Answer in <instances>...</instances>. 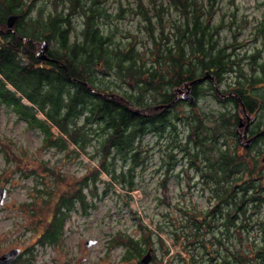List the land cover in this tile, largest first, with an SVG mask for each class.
<instances>
[{
  "label": "trees",
  "instance_id": "16d2710c",
  "mask_svg": "<svg viewBox=\"0 0 264 264\" xmlns=\"http://www.w3.org/2000/svg\"><path fill=\"white\" fill-rule=\"evenodd\" d=\"M35 1L0 0V28L8 15L21 14L14 25L18 35L36 41L55 40L47 54L59 62L36 58L32 42L20 41L14 35L9 42L0 40V102L29 128L41 131L45 147L70 154V145L75 153L96 145L98 170L121 184L130 200L129 193L135 189L134 169L145 162L141 138L151 133L158 139L168 132V168L184 159L203 187L210 189L211 204L206 210L180 209L184 219L175 226L179 230L173 236L187 255L177 254L179 263L264 264V216L254 219L264 209V173H257V154H251L250 148L240 150L231 142L233 112L217 110L209 125L207 114L197 107L203 83L208 82L209 92L215 93L213 81L204 80L192 87L191 93L198 100L188 104L191 109L186 118L176 110L184 102L180 99L145 113L131 106L168 104L174 88H182L204 72L220 84L230 71L236 77L237 92L247 94L245 104L249 103L250 109H264V91L253 92L264 82V64L257 63L259 51L249 50L240 56V41L235 35L229 43L220 40L225 24L223 19L213 21L216 0H116L112 9L106 0H48V4L36 7ZM77 15L82 18V29L75 39L71 25ZM128 17L136 19V29L115 37L118 22ZM254 34L264 39V14ZM241 59L247 60V72ZM104 71L112 80L129 84L130 90L122 93L104 86L98 75ZM100 94H118L124 99ZM181 119H185L187 132L180 136L177 124ZM118 160L127 164L126 170L116 171ZM95 175H91L92 187ZM88 177L81 178L71 194H61L60 189L47 194L45 189L37 191L45 198L36 220L48 209L53 215L41 241L58 240L63 216L76 202L86 208L83 187L87 188ZM165 179L163 176L159 182L162 187ZM253 224L258 226L259 238L249 242L243 235L250 233ZM148 241L144 232L137 238L129 237L123 260L138 259ZM195 245L202 253H194Z\"/></svg>",
  "mask_w": 264,
  "mask_h": 264
},
{
  "label": "rangeland",
  "instance_id": "374dc122",
  "mask_svg": "<svg viewBox=\"0 0 264 264\" xmlns=\"http://www.w3.org/2000/svg\"><path fill=\"white\" fill-rule=\"evenodd\" d=\"M31 1L27 0L28 4ZM44 3L48 4V0H36L35 7ZM105 3L112 9L116 0H106ZM214 6L213 21L218 23L223 19L225 24L220 29V40L229 43L235 35L240 41L239 55L249 50L259 51L257 63L264 64V39L254 34L264 14V0H216ZM231 18L233 21L229 25ZM135 21V18L128 17L118 22L115 37L120 38L126 31L135 30ZM81 23L80 15L72 19V37L75 36V39L81 36ZM112 27L115 30L113 24ZM55 44V40H50V47ZM240 64L247 72V60L241 59ZM105 72L104 75L98 74L104 86L109 85L122 93L130 90L129 84L116 82ZM233 76L231 72L229 77L227 74L224 78L233 81ZM202 86L197 107L207 114L206 120L210 125L211 114L220 106L210 96L208 82ZM259 86L263 87H254V94L264 91V82ZM190 109L186 101L176 106L184 118ZM259 117L264 122V109L259 112ZM183 122L185 119L177 124L180 136L187 132ZM166 139H170L168 132L158 139L151 133L141 138L145 162L134 169L135 189L129 193L132 196L130 200L125 196L126 190L121 184L113 179L110 181L108 174L98 170L100 154L95 155L96 145L78 153L72 152L74 147L70 145V154L54 147H45L41 131L29 128L0 102V188H6V197L0 206V255L12 248H19L21 252L15 264H138L141 257L123 260L126 240L131 236L137 238L144 232L149 240L146 249L150 247L155 250L150 264H180L177 254L186 256L187 253L181 243L174 241L172 233L179 229L168 223V219L183 220L181 208L188 212L206 210L211 204L208 199L210 189L203 187L205 185L198 174L187 168L184 159L180 160L179 166L172 167L166 181L167 192L161 188L159 182L163 179V161L169 162L165 152ZM255 151L253 148L250 153L256 155ZM260 159L261 156L258 161ZM126 165L118 160L115 163L116 171L126 170ZM94 172L95 187H92L91 175ZM86 175L89 176L87 188L83 187L86 208L83 209L76 202L74 209L68 213L66 211L67 214L63 216L58 240L54 243L41 241L45 225L52 221L53 215L48 209L49 212L41 220H36L41 213V200L45 198L43 192L37 191L45 189L47 194L60 189L61 194H71L76 191L78 181ZM263 216L264 209L254 219L260 220ZM257 230L258 226L253 224L249 234H242L243 239L248 237L249 242H256L259 238ZM216 233L220 235L219 230ZM88 238L96 240L89 247L84 245ZM165 250H168L167 253ZM195 252L202 253L196 245Z\"/></svg>",
  "mask_w": 264,
  "mask_h": 264
},
{
  "label": "flooded vegetation",
  "instance_id": "af4514ba",
  "mask_svg": "<svg viewBox=\"0 0 264 264\" xmlns=\"http://www.w3.org/2000/svg\"><path fill=\"white\" fill-rule=\"evenodd\" d=\"M5 29H6V26H4V28H0V30H5ZM10 35H14L19 40L20 36L18 35V32L15 26H13V32H10V33L0 32V40L5 39L6 42H9ZM40 41L41 40L37 41V43H39ZM33 48H34L33 50L35 51V47ZM37 48H39V46H37ZM230 73H231L230 71H227L225 76L228 74V77H229ZM228 77L224 78L223 81L220 83L222 85V88L220 87V84H219V87L221 90V96L217 95L216 93H213V94L210 93V96L214 98L213 99L214 101H217L222 112L224 113L233 112L234 113L233 114L234 116L231 120L233 131H234L233 139L231 140V142L235 143V145L240 150L254 148L256 150L255 152L257 156H261L260 161H257V166H256L257 173H260V172L264 173V122H262L259 117V112L262 111L263 109H260L259 107H254V108L252 107V109H250L251 107L249 103L247 105L245 104V98L247 94L245 92L243 94H239V92H237L238 86H237L236 81L234 80L236 78L235 75L233 76V81H230L231 79H228ZM239 99L241 100L244 106V110H243V107ZM197 100L198 98L195 97V101ZM166 161H163L164 163L163 176L164 178H166L164 181L165 186L162 187V185H160L161 188H163L165 192H167L166 181L170 177L171 172L173 170V169L168 168L169 163ZM179 163L180 161H176L173 167L177 164L179 166ZM176 178L178 179V174ZM171 215L173 216V214ZM168 218L169 217L167 216L166 219ZM168 223L172 224V226L175 227L178 225L179 221H176L175 219L170 217V219H168ZM149 249H152V257H153L155 250L154 248H150V247H148L144 251L142 256L140 257L142 258ZM19 255L9 264H15L18 261L17 259ZM141 258L139 259L138 264L141 263L140 262ZM152 262H153V259L151 258V260L147 264H150Z\"/></svg>",
  "mask_w": 264,
  "mask_h": 264
},
{
  "label": "water",
  "instance_id": "95a60500",
  "mask_svg": "<svg viewBox=\"0 0 264 264\" xmlns=\"http://www.w3.org/2000/svg\"><path fill=\"white\" fill-rule=\"evenodd\" d=\"M21 17V14H10L6 17L5 19V26L6 29L5 30H0V32L2 33H10L13 32V26L14 24L18 21V19ZM20 41H30L32 42V44L35 47V57L40 59V60H47V61H51V62H59L57 60L52 59L51 57L48 56L47 52L48 49L50 47V42L47 39H42L39 43H37V41L33 40V39H29V38H25V37H19ZM37 46H39V48H37ZM61 66L67 71V67L64 63L60 62ZM75 81L78 82H82L85 85H87L85 82L74 79ZM204 80H212L213 81V85H214V91L217 95L221 96V90L220 87L218 85V83L215 81V78L213 75H211L208 71L204 72L203 75L196 77L186 83H184L182 85V88L180 87H176L173 89V100L165 105H151L148 106L147 108H136L135 106L131 105L132 108L135 109L136 112L139 113H145L146 111H150V110H156L158 108H162L165 106H170L172 103H174L177 99L183 100L188 102V104H192L195 102V97L194 95L191 93L192 87L195 84H198ZM103 97H119L124 99L123 97H121L118 94H100ZM240 100V99H239ZM240 103L243 107L244 110V106L240 100ZM6 197V188L1 187L0 188V206L3 204L4 199ZM96 242L95 239L93 238H88L84 241V245L89 247L92 244H94ZM20 253V249L19 248H12L9 251L3 253L0 255V264H9L11 261H13L18 254ZM152 257V249H149L145 255L141 258L140 262L142 264H147L149 263V261L151 260Z\"/></svg>",
  "mask_w": 264,
  "mask_h": 264
}]
</instances>
